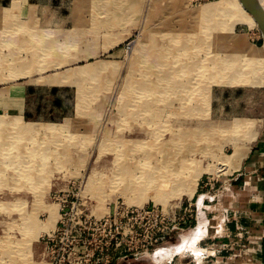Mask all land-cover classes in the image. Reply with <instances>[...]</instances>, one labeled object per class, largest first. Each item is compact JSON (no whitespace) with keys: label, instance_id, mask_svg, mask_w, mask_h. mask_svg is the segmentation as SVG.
I'll use <instances>...</instances> for the list:
<instances>
[{"label":"rangeland","instance_id":"rangeland-1","mask_svg":"<svg viewBox=\"0 0 264 264\" xmlns=\"http://www.w3.org/2000/svg\"><path fill=\"white\" fill-rule=\"evenodd\" d=\"M220 1L0 0V264H53L57 249L72 241L55 238L71 205L76 216L65 217L68 228L85 217L89 248L113 263L133 247L116 234L128 212L185 211L194 225L199 195L210 202V216L237 194L245 197L249 176L237 181V174L264 140V75L260 83L234 77L244 52L226 71L214 64L235 50L232 36L257 49L262 34L226 16L208 18L212 29L231 25L211 38L184 29L198 24L190 17L195 10ZM245 143L247 155L230 168L225 160ZM175 158L185 164L176 179L162 165ZM31 225L41 231L31 236ZM187 229L156 248L178 245ZM165 257L124 259L174 264L183 256Z\"/></svg>","mask_w":264,"mask_h":264},{"label":"crops","instance_id":"crops-1","mask_svg":"<svg viewBox=\"0 0 264 264\" xmlns=\"http://www.w3.org/2000/svg\"><path fill=\"white\" fill-rule=\"evenodd\" d=\"M245 161L237 174V181L249 176L251 185L245 197L237 194L235 200L215 206L216 213L210 216V202L199 195L194 203L197 220L193 228H197L199 240L193 249L170 254L183 256L174 264H264V171L260 172L264 169V140L255 142ZM187 254L193 255L194 262L187 261ZM129 262L123 258L111 264Z\"/></svg>","mask_w":264,"mask_h":264},{"label":"bare ground","instance_id":"bare-ground-1","mask_svg":"<svg viewBox=\"0 0 264 264\" xmlns=\"http://www.w3.org/2000/svg\"><path fill=\"white\" fill-rule=\"evenodd\" d=\"M251 1L254 2L255 5H257L259 7L262 6L264 8V0H251ZM171 7L172 8L179 7V3L178 2H175V3L173 2V3H171ZM220 16L228 17L227 20L232 22V23H242V24H247L249 26H257V24H256L254 18L252 17V15L243 8V6L241 5L239 0H221L220 2H218L216 4H208V5L202 6V7L198 8L197 10H195L192 14H190V17L191 18H195L196 20H198V24L196 23L194 25L195 27L194 26L191 27L190 25H186L184 29H193V30H195L197 36H198L199 32L204 34V35H207L209 33V36L211 38L213 36V32L215 34H218L217 30H216L217 28L219 30H225L227 26H228V29L231 26V25L225 23V24H222L221 27H217L216 29L214 28L215 26L213 27V29L209 28L208 24H211L213 26V22L212 21H216ZM208 18L212 19V21L210 19H208ZM216 24L218 25V23H216ZM185 34H187V33H185ZM180 37H183V36H181V34H180ZM232 37H233V42L235 44V50L233 52H230V55H229L228 59H225L223 61L219 60L218 61V62H220L219 64H217V63L214 64L215 68H217L221 72L228 70V67H229V65L231 63L237 64V58H236L237 53H239V52L243 53L244 52L245 61H244V63H242V65H240V68L238 70L234 69V72H233L234 77L236 75L240 76L241 73H242V74L247 75V77H241V80H248V78H250L252 80V82L260 83V79L264 75V45H262L261 47L255 49V48L247 45L245 43L244 39L238 38L236 36H232ZM191 38H193V37H191ZM222 44H223L222 41H218V45L217 46H218L219 49L222 48ZM180 64H181V66H180L179 69L182 68V69H185V71H187L190 68V65H188V64H184V63H180ZM255 75H257V76H255ZM112 142H114V141H112ZM249 149L250 148L247 145V143H245V145L235 147L233 154L230 157H228V160H225L228 163L229 167L233 168V169L237 168L239 166V164L241 163L242 159L247 155ZM113 150L118 152V153L122 152L121 150L116 149V147H114ZM126 150H128V149H126ZM167 156L165 155L164 158L167 159L168 158ZM176 160H177L176 158L172 159V162L170 161L172 164H162L165 167H171L170 169H173L172 176H174V179H176L178 176H180L181 174L179 175L178 173L179 172H183V170L185 168V164L184 163H179V165H178V163H175ZM94 166L96 167V165H94ZM94 166H93V168H94ZM177 167H178V169H177ZM106 172H107V170H106ZM199 176H200L199 171L191 173V176H190L191 178H190V181H189L190 182V187H189L188 190H186L188 199L194 193V190H195V187H196V184H197V179H198ZM175 182H176V180H175ZM170 183H172V182H170ZM90 185L91 184H89V186ZM160 185H162V184H160ZM86 187H87V185H86ZM168 187H171V186H168ZM50 209L48 208L47 210L50 211L49 215H51V217L53 218V214L54 213H52V211ZM35 227H36V225H31L30 226L29 234L31 233V236H34V234L36 233L37 229L38 230L40 229V231H41V227H36L37 229H35ZM188 233H189L188 235L182 236L180 238V242H179L178 246L162 248L163 249L161 251L162 254L159 257L155 258V259L156 260L163 259L165 256H169L170 254H175V253L180 254V253H182L184 251H187V249H190V248L193 249V247L195 246V244L199 240V235L197 233V228L191 230Z\"/></svg>","mask_w":264,"mask_h":264},{"label":"built area","instance_id":"built-area-1","mask_svg":"<svg viewBox=\"0 0 264 264\" xmlns=\"http://www.w3.org/2000/svg\"><path fill=\"white\" fill-rule=\"evenodd\" d=\"M73 209L74 205H71L68 211L69 213L64 211V213L59 216V225L56 229L55 238L61 240V236H65L72 241L69 243L68 249H66V247H60L61 250L57 249L56 255L53 258V264H111L114 258L101 253V251L89 248L90 242L88 239L91 229L85 217H78L77 221H74L71 227L68 228L65 217L73 214ZM127 215H130L129 222H127V219V221L120 226V232H116V234L122 233L128 236L131 241L134 240L133 247L123 252L124 254L122 257L124 258L128 255H146L153 260L154 255L160 249L156 247L161 241L172 234L183 232L187 228L192 230L195 226V224L193 225L192 216L187 215L185 211L181 216L177 214L168 216L162 212L157 213L146 210H132L128 212ZM143 220L152 222V225L143 229V227H141V222ZM163 259L156 261L160 263ZM172 262L173 259L169 258L166 260L165 264H172Z\"/></svg>","mask_w":264,"mask_h":264},{"label":"water","instance_id":"water-1","mask_svg":"<svg viewBox=\"0 0 264 264\" xmlns=\"http://www.w3.org/2000/svg\"><path fill=\"white\" fill-rule=\"evenodd\" d=\"M243 8L254 18L263 38L264 45V8L257 6L251 0H239Z\"/></svg>","mask_w":264,"mask_h":264}]
</instances>
